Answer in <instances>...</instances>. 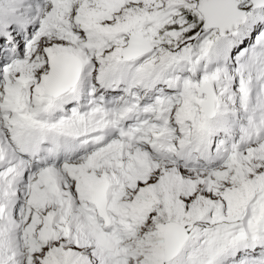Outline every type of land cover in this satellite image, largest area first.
<instances>
[{
  "label": "snow or ice",
  "instance_id": "1",
  "mask_svg": "<svg viewBox=\"0 0 264 264\" xmlns=\"http://www.w3.org/2000/svg\"><path fill=\"white\" fill-rule=\"evenodd\" d=\"M0 264H264V0H0Z\"/></svg>",
  "mask_w": 264,
  "mask_h": 264
}]
</instances>
